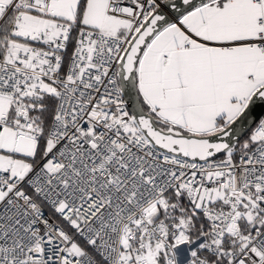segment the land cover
<instances>
[{
    "label": "snow or ice",
    "instance_id": "1",
    "mask_svg": "<svg viewBox=\"0 0 264 264\" xmlns=\"http://www.w3.org/2000/svg\"><path fill=\"white\" fill-rule=\"evenodd\" d=\"M0 264H264V0H0Z\"/></svg>",
    "mask_w": 264,
    "mask_h": 264
}]
</instances>
